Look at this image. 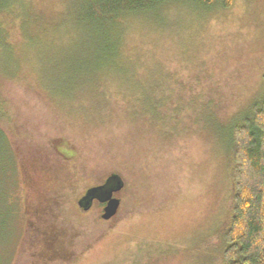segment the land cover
<instances>
[{"label": "rangeland", "instance_id": "obj_1", "mask_svg": "<svg viewBox=\"0 0 264 264\" xmlns=\"http://www.w3.org/2000/svg\"><path fill=\"white\" fill-rule=\"evenodd\" d=\"M78 1L0 4V264H222L199 249L227 217L230 130L264 95V0L129 20L103 77L102 39L65 26ZM113 175L115 217L76 211ZM54 227L71 262L40 243Z\"/></svg>", "mask_w": 264, "mask_h": 264}, {"label": "trees", "instance_id": "obj_2", "mask_svg": "<svg viewBox=\"0 0 264 264\" xmlns=\"http://www.w3.org/2000/svg\"><path fill=\"white\" fill-rule=\"evenodd\" d=\"M9 1L3 0L0 4L3 6L4 2ZM182 1H191L206 7L219 4L224 10L231 9L236 2V0H79L77 6L67 14L65 26H72L75 29L79 27L83 31L95 30L96 37L102 39V42L97 40V43H101L104 56L94 65L96 72L103 77L120 66L121 49L124 44L119 43V40L124 36L122 26L126 27L127 21L140 15L157 17L166 5ZM229 140L232 188L227 217L222 225L206 238L205 243L201 244L202 248L199 251L204 250V247L220 251L222 264H264V95L255 104L252 113L230 130ZM60 154L68 159V154ZM80 211L85 213L83 210ZM48 232L50 231L43 232L46 237L44 236V239L41 236L40 241L43 246L46 245L44 249L46 254L48 252V258L63 260L66 257V262H71L74 258L71 252L73 244L64 242L67 230L54 227L50 234ZM31 233L29 230L28 234ZM34 244L38 246L36 241Z\"/></svg>", "mask_w": 264, "mask_h": 264}, {"label": "flooded vegetation", "instance_id": "obj_3", "mask_svg": "<svg viewBox=\"0 0 264 264\" xmlns=\"http://www.w3.org/2000/svg\"><path fill=\"white\" fill-rule=\"evenodd\" d=\"M124 188H125L124 182H119L117 177L114 175L112 177L109 176L104 181L103 184L98 185L96 187L88 188L84 192L79 193V198L77 199L75 205L76 211L83 210L85 212H88L91 211L93 207L97 205L104 214L105 209L112 200L119 201V208H120L122 200L118 196V193L122 191ZM44 211L46 210L44 209Z\"/></svg>", "mask_w": 264, "mask_h": 264}, {"label": "water", "instance_id": "obj_4", "mask_svg": "<svg viewBox=\"0 0 264 264\" xmlns=\"http://www.w3.org/2000/svg\"><path fill=\"white\" fill-rule=\"evenodd\" d=\"M118 208H119V201L112 200L105 209V212L102 215V219L110 220L117 213Z\"/></svg>", "mask_w": 264, "mask_h": 264}]
</instances>
